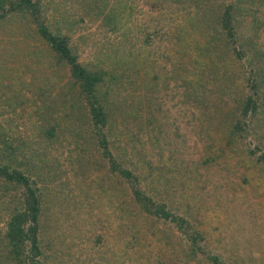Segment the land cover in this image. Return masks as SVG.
<instances>
[{"label": "trees", "instance_id": "trees-1", "mask_svg": "<svg viewBox=\"0 0 264 264\" xmlns=\"http://www.w3.org/2000/svg\"><path fill=\"white\" fill-rule=\"evenodd\" d=\"M66 1L0 0V30L9 36V41L13 44V39L18 38L22 44L23 39V44L26 46L24 55H34L33 64L37 68L44 69L47 57L52 58L53 65L57 67L50 71L51 77H44L43 82L59 84L61 79L55 81L54 78L61 66L66 68L69 74L68 81L59 90L60 96L56 97L59 104L53 110L48 109V118H44L49 125L45 127L44 123H41L37 126L39 139L35 141L33 147L28 142L20 140L13 141L14 146L11 143L6 145L9 137L0 121V221L3 222V227L0 228V264H42V261L48 258L47 249L42 247L41 240L38 239L40 228L38 219L42 205H44L42 212L45 219L49 215L48 211H51L50 216L53 213L52 199L55 200L54 197L57 194L48 184H53L57 167L46 157L45 151L41 150L52 147L63 132L70 133L74 138L75 148L82 147L80 156H83L85 160L79 161L81 168L87 170L89 167L90 158H84L90 155H85L89 145L99 154L104 165L108 166L107 170L111 173V176L108 175L111 178H108L110 183L107 181L109 184L104 186L100 183L98 193L109 196L113 199L112 203L120 201L118 203L120 210L128 205L126 209L123 208V213L130 218H137V216L141 218L139 229L128 230L129 240L122 241L120 250L118 247L111 250V256L114 257L112 263L117 261L118 264H139L138 260L145 258V256L137 255L139 249L146 245L141 238L144 230L145 233H151L150 240L152 246L156 248V250L153 249L152 257L156 264H165L164 262L168 259L170 264H190L191 262L194 264H264L263 260H256L254 257L246 258L238 255L225 257L212 248L206 249L204 241L208 238L209 231L197 230L196 214L190 207L183 205L179 198L171 200L170 205L161 201L156 203L148 195V186L138 187L139 178L132 172L136 168L132 167V170L124 168V165L128 166L129 161L125 160L124 151L118 146V141L119 137H122V132L127 139H130L129 133L122 127L123 123L127 119L136 121L142 116L136 112L135 106L130 101L127 102V97L118 94L120 90H125L124 83L134 85L135 81L137 86L142 85L144 81V90L148 91L150 83H146L144 78L150 79L149 77L153 76L142 63L146 57L131 59L129 52L123 53L117 47L116 51L110 49L108 56L100 60L101 63L111 66L108 67L109 71L100 67H91V69L77 61L78 48L76 44L72 45L69 42L71 35L79 32L78 23L84 19L87 21L100 19V24L105 31L120 32L122 37H126L128 31L123 23L126 0H74L77 10L81 8L80 15L77 10L66 13L62 9ZM163 1L190 2L194 5L193 11H190L192 14L186 12V15L192 16V19L186 25L185 33H190L196 38L192 37L184 41L182 38L184 30L180 26L175 40H177L179 51L183 52L184 48H187L192 56L196 52L194 57H200L201 60L191 64L189 62L184 68L182 67L181 70L186 73L185 76H178V73L172 70L170 76L164 74L159 77L160 81L174 80L176 86L183 89L186 98L197 103L201 100L207 103L210 97L202 96L203 89L201 90L200 87L203 85V77L200 74L203 73L199 72L210 70L212 65L213 69L210 70L213 76L212 82L216 83V86L214 85L216 90L221 91L216 93L215 97L219 100L221 97L224 98V87L227 86L229 94H234L236 90L230 82L232 73L230 68H238L242 72L244 68H248L250 71L246 81L251 93L245 94L240 101L242 119L236 117L235 108H232L228 114L219 112L218 108L213 110L210 116L205 114L209 117L208 124L211 126L215 121L214 130L223 134L219 135V140H217L218 136L208 138L210 144L205 146L198 165L212 164L229 151L244 169L256 167L258 170H264V148L262 149L258 143L250 148L248 135H246L248 130H254L253 126H256L258 121L255 117L259 109L256 110V101H260L261 106L264 103V74H261L258 68L257 70L252 68L251 60H255L256 64L261 62L259 60H264V53L257 49L252 52L251 57H248L253 43L250 44L249 37H243L238 31V26L247 25L248 22L252 28L258 27L254 24L252 14L255 9L253 8L262 4L263 0ZM250 17L251 19L247 21ZM150 27L155 30L156 24L143 25V29H139L140 33L147 31ZM33 35L38 42L34 50L27 42V39L33 38ZM81 40L84 41V38L78 39V41ZM13 56L15 53L11 54L12 58ZM25 60L27 62L29 58ZM226 60L228 64L225 63ZM233 61H236L237 65L231 66L230 63L233 64ZM19 65L13 68L8 67L6 62L0 65V97L7 92L10 93L8 98L0 99V102L9 106L10 109H13L14 105H19L21 101L19 93L16 92L19 91V85H27L23 75L29 71L30 66L22 67L21 70L18 68ZM139 71L143 78L138 75ZM42 95L46 98L45 93ZM117 98H119L118 102H116ZM227 119L229 121H226ZM144 120L147 123L150 122L148 116H145ZM210 126L207 128L209 129ZM38 144L45 145L40 149ZM256 153L258 156L251 159ZM171 164L175 163L172 161ZM143 167L144 162L141 161L139 168ZM180 169L177 165L176 171ZM155 170L158 173L156 185L166 188L168 185L179 184L174 188V195L177 192L180 193L184 188L183 184L190 179L188 174L193 173L190 168L189 172L181 169L178 173L170 167L166 169L171 173L169 179L157 169ZM97 178L100 177L97 176ZM241 182L251 184L252 188L259 186L264 190V182L260 181V177L255 174L244 175ZM37 184L44 187L37 189L35 187ZM149 187L153 188L152 185ZM45 197L50 198L45 200ZM166 220L170 221L173 227L160 229V225ZM132 227L136 228L134 225ZM141 227L144 229L142 230ZM99 241V237H96L94 246ZM142 254L146 255L145 248Z\"/></svg>", "mask_w": 264, "mask_h": 264}, {"label": "rangeland", "instance_id": "rangeland-1", "mask_svg": "<svg viewBox=\"0 0 264 264\" xmlns=\"http://www.w3.org/2000/svg\"><path fill=\"white\" fill-rule=\"evenodd\" d=\"M71 1L67 0L62 7L66 13L77 10L74 0ZM262 2L258 7L253 8L255 10L252 14L254 24L258 27L252 28L249 22L247 25L238 26L240 34L249 37L250 44L253 43L248 57H251L252 52L257 49L264 53V0ZM193 8L194 5L190 2L126 0L123 12V23L128 31L126 37H122L120 32L105 31L100 19L96 21L84 19L78 23L79 32L72 34L69 42L72 45L76 44L77 61L87 68L100 67L109 71L108 67L111 66L101 63L100 60L108 56L110 49L116 51L117 47L123 53L129 52L131 59L146 57L142 63L153 76L149 77L148 73L150 79L144 78L146 83H150L148 91L144 90V81L140 86H137L135 81L134 85L124 83L125 90H120L118 94L127 97V102L130 101L135 106L136 112L142 116L136 121L127 119L122 125L130 137L127 139L122 132V137H119L118 141V146L124 151L125 160L129 161L128 166L124 165V168L131 170L132 167L136 168L132 172L139 178L137 185L139 188L148 186V195L152 197V201L156 203L161 201L170 205L171 200L179 198L183 205L190 207L196 214L197 230L209 231V236L207 235L208 238L204 241L206 249L212 248L225 257L238 255L264 261V190L259 186L252 188L251 184L241 182L244 175L254 174L264 182V170H258L256 167L244 169L229 151L212 164L198 165L205 146L210 144L208 138L218 136L217 140H219V135L223 134L214 130L215 121L211 126L208 124L209 117L205 114L210 116L217 108L219 112L228 114L232 108H235L236 117L241 118L240 101L245 94L251 93L246 81L250 71L248 68H244L243 72L238 68H230L232 69L230 82L236 90L234 94H229L227 86L224 87V98L221 97L219 100L215 97L216 93L221 91L216 90V83L212 82V65L211 71L199 72L203 73L200 74L203 77V85L200 87L201 90L203 89L202 96L210 97L207 103H203L201 98L200 103L186 98L183 89L176 86V81L159 79L164 74L170 76L172 70L183 77L186 73H183L182 67L184 68L189 62L191 64L201 60L200 57H194L196 52L192 56L187 48H184L183 52L179 51L175 40L180 26L184 30L182 34L184 41L192 37L196 38L190 33H185V27L192 19V16H187L186 12L193 11ZM80 9L77 10L79 15ZM250 19L251 17L247 18V21ZM154 24H156L155 30L150 27L140 33L139 29H143V25ZM80 37H83L84 41H78ZM33 38L27 39V42L34 50L38 42ZM13 42L17 46L9 41V36L3 30H0V65L6 62L8 67L13 68L20 64L18 68L21 70L22 67H30L23 75L27 85H19V91H16L21 100L19 105H14L13 109H10L0 102V121L9 137L6 145L11 143L14 146L13 141L20 140L28 142L33 147L35 141L39 139L37 126L41 123H44L45 127L49 125L44 118H48V109L53 110L59 104L56 97L60 96L59 90L68 81L69 74L67 69L61 66L54 78L55 81L61 79L60 83L48 84L49 81L44 83V77H51L50 71L57 68L53 65L52 58H46L47 64L44 69L37 68L33 64L34 55H24L26 46L23 44V39L22 44L18 38H14ZM13 53L15 56L12 58ZM28 58L26 62L25 59ZM259 61L261 62L256 64L255 60H251L252 68L256 70L258 68L260 73L264 74V60ZM225 63L228 64V61L226 60ZM230 65L237 63L233 61ZM138 75L143 78L141 71ZM42 93H45L46 98ZM9 95L10 93L7 92L0 99L8 98ZM118 101L119 98L116 99V102ZM210 105L212 106L208 107ZM256 110L257 124L253 126L254 130H248L246 135L250 148L258 143L263 149L264 103L261 106L260 101H256ZM145 116L150 118L149 123L144 120ZM73 139L68 132L60 133L52 147L41 150L45 151L46 157L57 167L53 184H48L57 194L55 200L52 199L53 213L50 216L51 211H48L49 215L45 219L42 212L44 205H42L38 219L40 225L38 239L48 253V258L42 261V264H118L117 261L112 263L114 257L111 256V250L114 247L120 250L122 241L129 240L128 230L139 229L141 218L140 216L130 218L123 213V208L126 209L128 205L120 210L118 204L120 201L112 203L113 199L109 196L98 193L100 183L103 186L110 183L108 175L111 176V173L107 170L108 166L104 165L99 154L89 145L85 155H90L84 157L90 158L89 167L87 170L81 168L78 163L83 160V156H80L82 147L75 148ZM44 145L38 144V147L42 149ZM220 146L222 147V144ZM257 156L256 153L251 159ZM141 161L144 162L142 169L139 168ZM172 161L175 164H171ZM177 165L187 172L190 168L193 173L190 175L187 173L190 177L189 183L185 182L180 193L174 195V188L179 184L168 185L166 188L156 185L158 173L155 169L170 179L171 173L166 169L173 167L176 171ZM181 169L176 172L179 173ZM122 184L125 186L124 182ZM151 185L153 188L149 187ZM35 187L39 189L44 185L37 184ZM115 190L118 191L117 188ZM49 198L44 199L49 200ZM2 227L3 222L0 221V228ZM164 227L173 226L166 220L160 225V229ZM150 235L151 233L142 231L141 238L146 242V247L140 248L137 252L138 256H145L144 259L138 260L139 264H156L152 257L153 249L156 248L152 246ZM96 237H99L100 241L94 246ZM144 248L146 255L142 254ZM164 263L170 264L169 259Z\"/></svg>", "mask_w": 264, "mask_h": 264}]
</instances>
